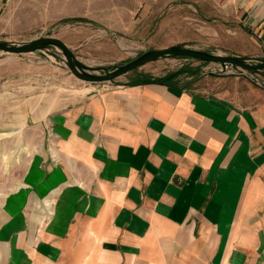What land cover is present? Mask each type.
Returning a JSON list of instances; mask_svg holds the SVG:
<instances>
[{
	"label": "crops",
	"instance_id": "crops-1",
	"mask_svg": "<svg viewBox=\"0 0 264 264\" xmlns=\"http://www.w3.org/2000/svg\"><path fill=\"white\" fill-rule=\"evenodd\" d=\"M217 1L264 61V0ZM134 80L38 120L49 139L7 200L4 264H264V92Z\"/></svg>",
	"mask_w": 264,
	"mask_h": 264
},
{
	"label": "rangeland",
	"instance_id": "rangeland-1",
	"mask_svg": "<svg viewBox=\"0 0 264 264\" xmlns=\"http://www.w3.org/2000/svg\"><path fill=\"white\" fill-rule=\"evenodd\" d=\"M144 1L12 0L1 19L0 42L60 39L74 53L81 71L91 75L111 73L148 52L170 47L237 57L248 64L263 61L246 53L252 41L236 16L239 9L221 6L217 0H152L155 7L145 12ZM123 11L141 18L136 29L117 23V12L121 16ZM131 74L135 82L164 81L210 93L237 86L264 92V71L191 58L164 56ZM99 84L107 83L74 76L58 46L20 55L0 50V233L9 218L7 200L18 188L22 191L28 164L49 139L38 120ZM1 247L0 243L4 264Z\"/></svg>",
	"mask_w": 264,
	"mask_h": 264
},
{
	"label": "water",
	"instance_id": "water-1",
	"mask_svg": "<svg viewBox=\"0 0 264 264\" xmlns=\"http://www.w3.org/2000/svg\"><path fill=\"white\" fill-rule=\"evenodd\" d=\"M54 45L61 48L67 58V64L74 76L88 83H108L114 82L118 78L131 73L132 71L153 62L164 56H176L183 58L197 59L205 62L218 63L221 65H231L243 71L257 72L264 71V61H258L257 64H248L244 59L234 58L223 55L209 54L189 48L170 47L160 51H151L140 58L128 63L119 69L105 75H91L81 71V66L77 62L74 53L62 40L53 37H43L23 43L0 42V50L10 54H25L37 51L43 47Z\"/></svg>",
	"mask_w": 264,
	"mask_h": 264
},
{
	"label": "trees",
	"instance_id": "trees-1",
	"mask_svg": "<svg viewBox=\"0 0 264 264\" xmlns=\"http://www.w3.org/2000/svg\"><path fill=\"white\" fill-rule=\"evenodd\" d=\"M150 82L161 83V84H165V85H168V86L174 87V85H171V84H169V83H165L164 81H150Z\"/></svg>",
	"mask_w": 264,
	"mask_h": 264
}]
</instances>
